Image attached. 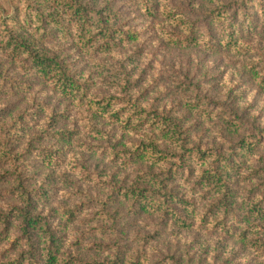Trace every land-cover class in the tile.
<instances>
[{
	"label": "rangeland",
	"instance_id": "obj_1",
	"mask_svg": "<svg viewBox=\"0 0 264 264\" xmlns=\"http://www.w3.org/2000/svg\"><path fill=\"white\" fill-rule=\"evenodd\" d=\"M44 3L45 0H0V176L8 174V187L17 189L11 199L0 201V236H3L0 243L9 242L8 255L0 260V264H41V261L50 264L47 247L52 240H55V244L59 243V258L53 264H82V261L75 259L76 243L69 241L68 226H65L64 241L61 243L38 209L33 207L24 179L25 176L46 173L51 162L59 157L61 149L54 147V142L59 138L58 133L62 131L60 125L65 120L70 122L75 117L77 123L84 119L91 124L103 119L95 116L92 111L95 109V101L101 98L105 104L111 103L109 110L129 109L134 104L130 94L133 85L145 100L151 95L144 87L146 73L142 72L141 79L135 82L125 74L123 82L118 83L119 77L114 76L106 67L114 50L118 51L128 43L139 51L142 47L138 43L140 29L147 25L155 34L159 25L160 42L165 50L174 60H183L189 66L190 70L184 79L188 80L192 70L207 76L206 65L202 68L203 62L199 58L188 56L190 48L195 44H176L175 36H182L184 31L178 35L180 29L167 21L161 12V8H168L183 15L184 0H167V3L164 0H51L56 15L47 21L48 27L45 26L44 13L40 11ZM233 3L234 0H225L222 5H217L213 0H206L202 4V15L190 22L195 25L199 35L207 30L208 35L215 40L227 31L229 23H225L226 19L232 22L230 27L235 31L236 13L231 12ZM219 9L227 12L222 21L217 19ZM77 10L85 12L87 16L75 17L73 12ZM47 11L51 13L52 8L49 7ZM230 12L231 15H228ZM52 24L56 25L55 30H51ZM71 29H76L75 35ZM227 34L229 37L230 32ZM165 36L170 39L164 40ZM43 49L49 54L47 58L55 54V60L65 64L69 72L81 66L88 71H92L93 66L98 69L89 77V92L84 101H81L80 95L69 99L55 87V83L46 80L38 72L32 60ZM258 49L264 53V38ZM73 54L79 57V63H74ZM248 58L251 59V56ZM77 79L80 82L79 75ZM243 79L250 89L256 91L253 103L244 112L246 119L241 121V115L233 113L234 120H225L218 126L224 144L205 145L200 141L195 145L196 148L210 149L216 156L218 154V167L224 172L221 184H229L224 197L226 203H214L218 198L217 187H213L215 191L210 195L208 190L212 187L200 184L198 178L193 180L195 167H188L187 173L192 197L189 198L185 190L178 188L175 184V169L179 167L183 171L186 163L184 157L180 159L181 155L170 152L175 156L172 159H178L180 163L165 165L167 171L157 168L158 164H162L161 161H142L137 158L136 164H144L142 173L155 172L161 179H165L168 192L175 194L173 198L167 199L168 205H178L180 196L189 199L192 204L191 215L195 216L192 229L181 230L174 226L170 218L168 222L166 217L151 212V209L141 210L135 201L128 198V188H132L140 176L133 173L135 179L125 181L123 185L118 179L110 186L105 185L110 187V192L102 193L91 205L87 202L77 205L79 216L75 212L70 213L69 224L73 230L80 237H91L95 233L105 239L110 233L114 237L126 236L129 244L123 254L125 258L120 259L117 240L113 245L116 255L112 264H241L249 255V249L264 254V217L257 216L258 204H264V177H261L264 174V135L257 137L249 131L255 128L264 133V128H260L258 123L264 117V107L261 106L264 104V56L250 68L245 65ZM212 83L219 88L215 78ZM188 86H192L191 81ZM116 87H119V93L114 91ZM228 95L231 97L233 91L229 90ZM81 108L84 112L80 111ZM256 111H259L260 116L253 115ZM129 114L126 112L122 120ZM134 119H128V124L124 122V126L131 128ZM202 127L196 128V131ZM177 131L176 136L183 142V133ZM70 138L68 142L62 141L66 145L76 142L75 135H70ZM188 141L190 143L185 149L195 150L194 146H190L191 140ZM149 142L138 143L137 149ZM111 147L115 151L117 146ZM120 155L117 152L116 158L119 159ZM212 162L213 159L204 164L195 159L192 164L204 165V170ZM107 174V170H96L97 179L102 180ZM46 178L51 179V176ZM221 184L220 187L225 188ZM250 209L254 212L251 218L247 215ZM221 215L223 219L219 218ZM27 217L42 219L43 228L26 227ZM230 219H235L236 224L230 225ZM252 226H259L261 231L252 229L249 237L242 239L240 234ZM181 236L190 240V243L184 244L178 239ZM214 237L220 238L215 239L213 245L208 241ZM231 241L236 243L229 252ZM93 244L102 247L99 240L93 242L91 239H85L81 247L90 248ZM134 249H137L135 254L129 256ZM150 249L152 254L149 256ZM225 253H228L227 257ZM250 264H259L258 259L250 261Z\"/></svg>",
	"mask_w": 264,
	"mask_h": 264
},
{
	"label": "clouds",
	"instance_id": "obj_2",
	"mask_svg": "<svg viewBox=\"0 0 264 264\" xmlns=\"http://www.w3.org/2000/svg\"><path fill=\"white\" fill-rule=\"evenodd\" d=\"M164 2L167 3V0ZM205 2L206 0H184V14L179 19L195 21L202 15L204 11L202 4ZM224 2L225 0H213L217 5H222ZM49 7L52 8L51 13L47 11ZM40 11L44 13L45 26L48 27L47 21L56 15L55 6L51 0H45ZM231 12L236 13L237 43L231 49L228 48L227 31L222 36L218 35L215 40L208 35L207 30L201 32L196 44L190 48L188 56L193 59L199 58L203 62L202 68L206 65L207 76L192 70L188 80H185L184 76L188 74L189 66L183 60H174L161 44L160 26L157 25L155 34L147 25L141 28L138 43L142 47L139 51L125 43L122 49L113 51L106 67L114 76L119 77L118 83L123 82L125 74L133 82L141 79L142 72L147 74L144 87L151 94L148 99L145 100L144 96L139 94L135 85L130 93L135 108L144 114L132 121L131 128H126L123 120L116 121L110 116H103V119L93 121L91 124L84 119L77 123L75 117L70 122L65 120L60 125L61 136L65 133L75 135L76 142L66 145L57 138L54 147L58 146L61 149L60 155L51 162L48 171L38 176H25L24 186L29 191L33 207L38 209L51 232L58 236L61 243L64 241L65 226H68L69 241L76 243L75 259L82 261V264H112L116 255L113 245L117 240H119L120 259L125 258L123 254L129 244L126 236L114 237L110 233L105 239L99 233H95L91 237H80L69 224V220L70 213L75 212L79 216L77 205H83L84 202L91 205L102 193L110 192V187L105 185L110 186L116 179L123 185L125 181L135 179L133 173L143 174L141 168L144 164H136L139 156L138 143L154 142L162 151H170L177 156L183 155L186 167L183 171L179 167L175 169V184L185 190L191 198V185L187 182L188 167L196 168L194 180L202 175L204 165L192 164V161L198 158V154L183 153L182 142L174 136L177 129L173 125H179L184 142L191 140L190 146H195L200 141L205 145L213 143L222 145L225 141L220 136L218 126L225 120H234L233 113H239L241 121L246 119L244 112L253 103L256 91L245 83L243 73L245 65L250 68L253 63H259L264 56V53L258 49L261 39L264 38V0H234ZM231 12L228 15H231ZM230 22L225 20L226 24ZM50 27L51 30L56 29L55 24ZM185 27L190 25L186 24ZM71 31L75 35L76 29ZM242 32L243 38H241ZM163 39L167 41L170 38L165 36ZM73 55L74 63H79V57ZM249 55L251 59L248 58ZM95 71H98L95 66L92 67V71L81 66L73 72V76L79 75L80 82L87 87L89 77ZM213 78L219 82V88L213 86ZM189 81L192 83L191 87L188 86ZM229 90L233 91L231 97L228 95ZM114 91L119 93V87ZM261 106L264 107V104ZM80 111L84 112V109L81 108ZM64 115L68 114L64 113ZM253 115L260 116V113L256 111ZM258 123L260 128H264V117ZM237 124L239 125L240 122ZM201 125H203L201 130L196 131ZM249 131L257 137L264 135L255 128ZM111 145L117 146L115 151ZM117 152L121 153L119 159L116 158ZM66 154L70 155L66 156ZM179 163L178 159L173 160L170 156L162 164H158L157 168L167 171L165 165H179ZM249 163L251 164V161ZM97 168L108 172L102 180L96 178ZM48 175L51 179L46 178ZM8 178V174L0 176V201L11 199L12 193L17 191L8 187ZM219 218L223 219V216ZM229 223L235 225L236 220L230 219ZM217 238L220 237L211 238L208 242L214 245ZM85 239H91L93 242L99 240L102 247H96L95 244L90 248L81 247ZM178 239L184 244L190 243V240H185L183 236ZM0 240H3V236H0ZM8 243H0V260L8 255ZM235 243L236 241L229 243V252ZM52 247L56 246L52 245ZM136 251L137 249H134L129 256ZM151 254L150 249L149 256ZM225 256L227 257L228 253H225ZM257 259L259 264H264V254L249 249V255L241 264H250V261ZM41 264L45 262L41 261Z\"/></svg>",
	"mask_w": 264,
	"mask_h": 264
},
{
	"label": "trees",
	"instance_id": "obj_3",
	"mask_svg": "<svg viewBox=\"0 0 264 264\" xmlns=\"http://www.w3.org/2000/svg\"><path fill=\"white\" fill-rule=\"evenodd\" d=\"M80 7L83 9V6L80 5ZM156 9V8H155ZM159 14V9L157 10ZM161 12L163 15L167 18V21L170 23H173V25L176 28L180 29V32L177 33L178 35L181 34L184 31V34L182 36H175L176 44H180V46L188 45L191 46L193 44H196L197 40L199 39L200 35L197 33V30L195 28V25L190 22V20H182L179 19L182 14H178L176 12H172V10H168V8H161ZM75 17L87 16L85 12H81V10H77L73 12ZM226 10L219 9L216 13L217 19L219 21H222L223 16L226 14ZM216 18V17H215ZM188 24L190 27H185V25ZM226 24H224L225 26ZM232 25V22L228 24L226 30L227 33L230 32V36L228 37V48L231 49L237 42L235 37V31L234 28L230 27ZM224 33V32H223ZM222 33V35H223ZM243 34V32L241 33ZM221 35V36H222ZM37 55V58L32 60L33 65L37 67L38 72L42 73L44 77H46L48 81H52L55 83V87L62 91V94L67 96L69 99H73L77 96H81V101H84L86 99V95L88 96L89 88L85 87L84 83H81L78 81L77 76H73V72H69L67 66L65 64H61V62H58L55 60V54H51V58H47V55H49L44 49L43 52H39ZM264 81V80H263ZM93 97V96H92ZM104 99L101 98V100L95 101V109L92 110L93 114L95 116H110L111 119L120 121L122 120L123 115L128 112L130 113L128 117L124 120L126 124H128V119L137 118L138 116L143 115L139 109L135 108V104L132 106H129V109H123V110H117L112 111L109 110L111 107V103L105 104L103 101ZM89 104H91L89 102ZM174 128L179 130V125L174 124ZM175 132L174 136H176ZM59 139L64 140L65 142L70 141V134L65 133L64 136H61V132L58 133ZM179 139V138H178ZM190 142H182V147L184 149V154L187 153H196L198 154V161L202 163H207V161H210L213 159V162L206 166L204 170H202V175L198 178L197 182L200 184H208L210 187V190H208L209 194L211 195L213 190L215 189L213 187H217V199L214 203L217 202H225L224 199L226 195V187H229V184L222 183L221 181L224 178V172L223 170H220L221 167L219 166L220 158L217 154V156L214 154L213 151L210 149H200L199 147L195 150L185 149L186 145H188ZM137 152L139 153L138 159L139 160H154L161 161L162 163L167 160L170 156L171 158L175 157L173 154L170 153V151H162L160 148H158L154 142H149L148 144L145 143L141 148L137 149ZM180 159H183V155H181ZM219 161V162H218ZM217 165V166H216ZM261 177H264V174L261 175ZM138 181L134 183V186L132 188H128V192L126 194L127 197L132 199V201L141 207V210H149L151 209V212L153 213H159L163 215V218L166 217V221L169 222L171 219L174 226L179 227L181 230L184 229H192L193 223L195 221V216L191 215V202L189 199L185 196H180L178 198V205H168L167 199L173 198L175 194L171 191L168 192L167 185L165 182V179H161L158 174L151 171H146L142 175L138 177ZM221 185H224L225 188H221ZM171 193V194H169ZM257 216L258 217H264V204L260 202L257 206ZM247 215L249 218L254 216V212L250 209L247 212ZM73 215H71L72 217ZM190 217V218H189ZM170 218V219H169ZM25 226L26 227H33V228H39L42 229L44 226V221L40 218H34V217H27L25 220ZM261 231V228L259 226H252L245 232H242L240 234L242 239H247L249 237V233L251 230ZM54 239V238H52ZM257 242V240H256ZM52 245H55L56 247H52ZM58 244H55V240H52V242L48 245V260L50 264H53L54 262H57V259L59 258V255L57 253ZM74 264V263H73Z\"/></svg>",
	"mask_w": 264,
	"mask_h": 264
}]
</instances>
